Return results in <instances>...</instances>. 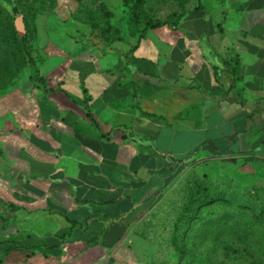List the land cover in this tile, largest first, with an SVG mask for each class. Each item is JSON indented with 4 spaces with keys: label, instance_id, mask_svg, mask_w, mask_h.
I'll use <instances>...</instances> for the list:
<instances>
[{
    "label": "crops",
    "instance_id": "0c3cea01",
    "mask_svg": "<svg viewBox=\"0 0 264 264\" xmlns=\"http://www.w3.org/2000/svg\"><path fill=\"white\" fill-rule=\"evenodd\" d=\"M79 45L0 103V264H145L135 228L189 164L264 178V0H191L175 30Z\"/></svg>",
    "mask_w": 264,
    "mask_h": 264
},
{
    "label": "rangeland",
    "instance_id": "374dc122",
    "mask_svg": "<svg viewBox=\"0 0 264 264\" xmlns=\"http://www.w3.org/2000/svg\"><path fill=\"white\" fill-rule=\"evenodd\" d=\"M104 1L115 14V24L127 27L123 1ZM132 2L154 29H177L189 6V0ZM18 7L16 13L12 0H0V103L16 93L32 96L40 82L37 68L54 50L72 53L77 44L99 43L98 36L87 39L91 24L102 23L94 0H18ZM19 14L33 45L32 61L16 32ZM114 35L110 38L115 42ZM6 108L0 105V111ZM134 232L145 264H264V178L258 163L218 168L189 164Z\"/></svg>",
    "mask_w": 264,
    "mask_h": 264
},
{
    "label": "trees",
    "instance_id": "16d2710c",
    "mask_svg": "<svg viewBox=\"0 0 264 264\" xmlns=\"http://www.w3.org/2000/svg\"><path fill=\"white\" fill-rule=\"evenodd\" d=\"M13 1V5H14V11L16 13H18L19 11V7H18V0H12ZM96 5H97V10H98V15L101 18L102 23H92L91 24V35L89 37H87V39L91 40L95 37L98 36L99 39V43L94 44L95 46H102L103 49H106L108 47H112V45L116 42V41H123V40H127L128 37L129 38H136V43H139L145 36L148 30L154 29L152 26H148V23L146 21H144L143 19H141V16L139 17V12L138 10H136V7L138 6V3L136 2H132V0H122L124 3V12L128 17V24L127 27L123 28L121 26H117L115 24V22L113 21V19L115 18V14L114 12L109 8V5L107 4L106 1L104 0H94ZM191 0H189L190 2ZM198 9L201 11V13L206 14V12L204 11V9L202 8V6L200 5L198 7ZM21 15V14H19ZM18 15V16H19ZM23 15V14H22ZM24 16V15H23ZM1 28V27H0ZM27 29V27H26ZM17 32V31H16ZM121 32V36H118L119 33ZM3 34V32H0V39H1V35ZM114 34H116V41L114 42L112 38L115 36ZM18 35V33H17ZM19 37V35H18ZM93 37V38H92ZM20 38V42L22 43V46L24 48L25 53L27 54L28 58L30 59V61L33 60L32 58V49H33V45L29 40V31H28V35L24 36V37H19ZM94 43V41H92ZM91 42V43H92ZM137 46V44H136ZM136 46H133L132 48H135ZM228 71H230L232 73V75L234 77H236L238 75V66L239 63L236 61L235 62V66L232 64H229L227 62H225ZM33 65H36L33 63ZM215 73H217V71L215 70ZM37 77L38 79L43 82L44 81V77L40 76V67L37 68ZM134 97V96H133ZM141 110V114L143 116L146 117H160L162 118L167 124H170L166 118L162 115H159L158 113H150L147 111H144L140 108Z\"/></svg>",
    "mask_w": 264,
    "mask_h": 264
},
{
    "label": "water",
    "instance_id": "95a60500",
    "mask_svg": "<svg viewBox=\"0 0 264 264\" xmlns=\"http://www.w3.org/2000/svg\"><path fill=\"white\" fill-rule=\"evenodd\" d=\"M14 24L19 37H24L27 34L24 16L22 14L17 16Z\"/></svg>",
    "mask_w": 264,
    "mask_h": 264
}]
</instances>
